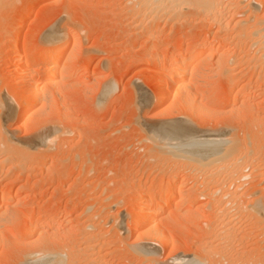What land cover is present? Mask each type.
<instances>
[{
    "label": "rangeland",
    "instance_id": "rangeland-1",
    "mask_svg": "<svg viewBox=\"0 0 264 264\" xmlns=\"http://www.w3.org/2000/svg\"><path fill=\"white\" fill-rule=\"evenodd\" d=\"M164 1L0 0V264H264V0ZM55 47L75 78H40L23 112L19 57ZM189 47L207 58L188 67L191 106L162 95ZM180 187L165 246L134 231L142 201Z\"/></svg>",
    "mask_w": 264,
    "mask_h": 264
},
{
    "label": "bare ground",
    "instance_id": "bare-ground-1",
    "mask_svg": "<svg viewBox=\"0 0 264 264\" xmlns=\"http://www.w3.org/2000/svg\"><path fill=\"white\" fill-rule=\"evenodd\" d=\"M150 1V0H149ZM153 2H152V4H153V6L156 4L157 5V3H156V1H159V2H163L164 0H155V2H154V0H152ZM182 0H166V1H164V2H167V4H168V2L169 3H172L173 4V6L175 5V4H178L179 2H181ZM137 2V1H136ZM220 2V1H219ZM253 2V1H252ZM151 3V2H150ZM218 3V2H217ZM145 4H146V2H145ZM159 4V3H158ZM161 4V3H160ZM162 4H164V3H162ZM161 4V5H162ZM171 4V5H172ZM220 4V3H219ZM140 5V4H139ZM179 5V4H178ZM167 6V5H166ZM177 6V5H176ZM143 8V7H142ZM163 8V7H162ZM181 8V7H180ZM222 8V7H221ZM256 8V7H255ZM139 9V8H138ZM249 9V8H248ZM146 10V9H145ZM202 10H203V8H202ZM221 10V9H220ZM212 11V10H211ZM253 11V10H252ZM257 11V10H256ZM168 12V11H167ZM144 13V12H143ZM254 13V12H253ZM252 13V14H253ZM208 15V14H207ZM251 15V14H250ZM249 15V16H250ZM252 16V15H251ZM250 16V17H251ZM256 16V15H255ZM255 18V17H254ZM249 21V20H248ZM258 23V22H257ZM216 24V23H215ZM220 24V23H219ZM261 26V25H260ZM263 27V28H262ZM262 27H259V29L260 30H257V32L256 33H254V35L255 34H259V31L261 32V35H258V37L260 36V38H262L263 40L262 41H264V26H262ZM262 28V29H261ZM256 29V28H255ZM50 30V29H49ZM51 32V31H50ZM49 32V33H50ZM251 35H253V33H251ZM52 36V35H51ZM256 36V35H255ZM254 37V36H253ZM53 39V38H52ZM50 40V39H49ZM255 40V39H254ZM259 40V39H258ZM73 42V41H72ZM259 42V41H258ZM8 43V42H7ZM69 43V42H68ZM264 43V42H263ZM205 44V43H204ZM8 45V44H7ZM67 46V45H66ZM218 46V45H217ZM14 47V46H13ZM74 48H76V47H74ZM197 48H198V46H197ZM222 48V47H221ZM261 48H264V46L263 47H261ZM220 49V48H219ZM149 50V49H148ZM195 51V49L193 48V47H189L187 50H186V52H188L187 54H185V55H177L176 57L177 58H180V61L177 63V64H174V65H168L167 66V71L168 72H166L167 74L165 75V77L163 78V79H165V81L167 82V90L166 91H164L163 92V97L164 98H166L167 99V97H168V93H167V91H170V90H172V95H171V98L170 99H172L173 100V102H175V100H177V99H179V98H182V99H186V100H184V101H186V102H188L189 104H190V106L191 105H193V102H195V101H193V98H191V96L189 95V93L191 92V84H189V82H187L188 81V79H187V70H188V67L189 66H191V65H194V64H196L197 62L198 63H200V62H205L206 60H207V58H205L204 57V55L203 56H201V55H198V56H196V54H195V56H193L192 55V52H194ZM218 51V50H217ZM227 51V50H226ZM231 51V50H230ZM74 52H75V50H74ZM264 52V51H263ZM262 52V54L264 55V53ZM12 53V52H11ZM21 53V52H20ZM24 53V52H23ZM72 53V52H71ZM189 53H191L190 55L191 56H193V57H191L190 55H188ZM220 53V52H219ZM166 54H167V52H166ZM184 54V53H183ZM186 55H188V56H186ZM211 55H213V53L211 54ZM262 55V56H263ZM174 57V56H173ZM264 57V56H263ZM74 58H76V57H73L71 54L69 55V54H67V47H58V48H44L40 53H38L37 55H33V56H30V57H25L24 58V56L22 57H19V60H18V65L20 66L19 68H18V70H17V73L16 74H14V76H16V79L18 80V84L20 85V91H18V93H20V96H17L18 98L20 97L21 99L19 100V104H18V106L17 107H20V110H29V109H32V108H34L35 106H36V104H38V102H39V100H40V97H39V93H38V85H40L39 84V81L41 80V79H43V78H45V79H52L53 78V75H54V73H56L55 71L57 70V72H58V69H62L61 67L59 68V63L60 62H58L59 60H61V59H67V61L68 62H72L73 60H74ZM17 59H18V57H17ZM163 59V58H162ZM169 59V58H168ZM176 59V58H175ZM161 60V59H160ZM167 60V59H166ZM177 60H179V59H177ZM208 60H209V57H208ZM10 62V61H9ZM16 62V61H15ZM67 62V63H68ZM152 62H154V61H152ZM30 63H32V64H34L35 65V63L37 64H40L41 65V67L43 68L42 69V72H40L39 74H38V71H37V74L34 72V71H32L33 69H29L30 67H28L27 68V64H30ZM163 63V62H162ZM170 63V62H169ZM76 64V63H75ZM154 64V63H153ZM203 64V63H202ZM40 65H39V67H40ZM61 65V64H60ZM11 66V65H10ZM15 66V65H14ZM63 66V65H62ZM58 68V69H57ZM197 71H199L200 72V70H196V69H194V70H192L191 72H189V76H190V80L193 78V77H195L196 76V74H197ZM60 73V74H59ZM58 73V77L57 78H54L53 79V81L54 82H51L49 85L50 86H52V87H54L55 85L57 86V84H62L61 82H67L66 80H69V79H72L73 80V78H75V75L76 74H74V73H72V72H70V70H68V69H62V71L61 72H59ZM55 76V75H54ZM56 76H57V73H56ZM85 76V75H84ZM188 76V77H189ZM77 77V76H76ZM41 78V79H40ZM201 78V77H200ZM88 79V77L87 76H85V77H83L80 81H82V82H84V81H86ZM193 79H195V78H193ZM65 80V81H64ZM78 80V79H77ZM203 80V79H202ZM206 80V79H205ZM156 81V80H155ZM164 81V82H165ZM207 81V80H206ZM211 81L212 80H210V83H211ZM47 82H49V81H47ZM71 82V81H70ZM192 82V81H191ZM200 82H203V81H201L200 80ZM208 82H209V80H208ZM213 82V81H212ZM160 83V82H159ZM194 83V82H193ZM207 83V82H206ZM44 84V83H43ZM155 84H156V82H155ZM181 84H182V89L183 90H181L180 88H178L179 86L178 85H180V87H181ZM203 84H204V82H203ZM195 85V84H194ZM237 85V84H236ZM46 87V86H45ZM158 87V86H157ZM59 88V87H58ZM159 89V88H158ZM237 89V86L236 87H234V89H232V91H234V90H236ZM181 91H183V92H181ZM181 92V93H180ZM145 93V92H144ZM185 93V94H184ZM236 93V92H235ZM1 94V93H0ZM58 94V93H57ZM239 94V93H238ZM59 95V94H58ZM203 95H206L205 93L203 94ZM236 95H237V93H236ZM63 96V95H62ZM239 96L240 95H237L234 99H233V102H237L238 100H239ZM27 97V98H26ZM29 97V98H28ZM159 97V96H158ZM56 98V97H55ZM50 97H48V96H45V97H43V99H41L42 100V103H43V105L45 104V105H47V103H49V101H50ZM63 99V98H62ZM166 99H164V100H166ZM147 100V99H146ZM1 101V100H0ZM57 101H59V98H58V96H57ZM62 101H60V103H61ZM54 103V102H53ZM1 104V103H0ZM149 104V103H148ZM3 106V105H2ZM59 106V105H58ZM61 107V106H60ZM1 109H3L2 107H0ZM22 108V109H21ZM8 109H9V107H8ZM5 111V110H4ZM11 111V110H10ZM14 112V111H13ZM24 112V111H23ZM64 112V111H63ZM10 113V112H9ZM9 113H7V109H6V114H9ZM67 113V112H66ZM13 115H14V113H12ZM11 114V115H12ZM12 115V116H13ZM23 115V114H22ZM3 116V115H2ZM7 116H9V115H7ZM18 116V115H17ZM24 116V115H23ZM6 117V116H5ZM63 117V116H62ZM61 117V118H62ZM138 117V116H137ZM4 118V117H3ZM9 118H10V116H9ZM14 118V117H13ZM10 120V119H9ZM20 120V119H19ZM138 120V119H137ZM11 121V120H10ZM1 122V121H0ZM3 122V121H2ZM19 122V121H18ZM1 125H3V124H1ZM0 125V126H1ZM149 125V124H148ZM174 125V124H173ZM3 127V126H2ZM178 129V128H177ZM176 129V130H177ZM4 130V129H3ZM44 130V129H43ZM174 133V132H173ZM177 133V132H176ZM176 133H174V134H176ZM7 134V133H6ZM158 134V133H157ZM179 134V133H178ZM173 135V134H172ZM162 136V135H161ZM185 136V135H184ZM190 136V135H189ZM187 137V136H186ZM168 138V137H167ZM173 138H174V136H173ZM161 139V138H160ZM179 139V138H178ZM193 139V138H192ZM199 139V138H198ZM201 139H202V137H201ZM221 139V138H220ZM223 139V138H222ZM43 140V139H42ZM156 140H158V139H156ZM162 140H164V139H162ZM161 140V141H162ZM166 140H168V139H166ZM188 141H189V139H187ZM186 139L185 140H183V142L185 141H187ZM191 140V139H190ZM169 141V140H168ZM178 141H180V140H178ZM192 141V140H191ZM191 141H190V143H191ZM220 141V140H219ZM43 142V141H42ZM164 142V141H163ZM175 142V141H174ZM174 142H172V143H174ZM197 142V141H196ZM15 143H17L16 141H15ZM164 143H166V142H164ZM182 143V142H181ZM192 143H194L193 141H192ZM199 143V142H198ZM210 143V142H209ZM153 144H154V142H153ZM226 144V143H225ZM163 145V144H162ZM184 145V144H183ZM183 145H181L180 144V142H179V144H177V142H176V144H169V146H171L170 148L172 149V147H176L177 149L179 148V147H181V146H183ZM190 145V144H189ZM192 145V144H191ZM196 145V144H195ZM198 145V144H197ZM199 145H200V143H199ZM203 145V144H202ZM201 145V146H202ZM214 145V144H213ZM16 146V145H15ZM185 147H187L186 145H184ZM220 146V145H219ZM222 146H223V144H222ZM157 147V146H156ZM163 147V146H162ZM175 148V149H176ZM197 148V147H196ZM179 149H182V147L181 148H179ZM163 150H165V149H163ZM170 150V149H169ZM174 150V149H173ZM187 150V149H186ZM190 150V152H191V149H189ZM202 150V149H201ZM207 150V149H206ZM211 150V149H210ZM214 150V149H213ZM217 150H219V149H217ZM217 150H215V152L217 151ZM171 151V150H170ZM181 151V150H180ZM197 151V154H196V157L197 156H201V158L202 159H204V158H208V155H207V153L205 154L203 151H200V152H198V150H196L195 149V152ZM220 151V150H219ZM166 152H167V150H166ZM177 152H179V151H177ZM187 152H188V150H187ZM186 152V153H187ZM195 152H194V154H195ZM207 152V151H206ZM214 152V153H215ZM221 152V151H220ZM200 153H203L204 155H206V157H203L204 155H202V154H200ZM211 153H213L212 152V150H211ZM217 153H218V151H217ZM169 154V153H168ZM175 154V153H174ZM190 154H193V153H190ZM199 154V155H198ZM220 154V153H219ZM179 155V154H178ZM177 155V156H178ZM185 155H187V154H185ZM184 155V156H185ZM215 155V154H214ZM220 156V155H219ZM218 156V157H219ZM10 157V156H9ZM217 157V156H216ZM215 157V158H216ZM217 157V158H218ZM5 159V158H4ZM18 159V158H17ZM190 159V158H189ZM202 159H201V161H202ZM209 159H210V156H209ZM214 159H212V161H213ZM205 161V160H204ZM208 161V160H207ZM206 161V162H207ZM19 162V161H18ZM214 162V161H213ZM5 163V162H4ZM199 163H201V162H199ZM21 164V163H20ZM210 164V163H209ZM14 165V164H13ZM1 166V165H0ZM4 166V165H3ZM182 188L183 187H180V188H174V189H172L171 191H170V193H169V197H167L164 201H160V200H158V199H154V201H142L141 203H140V206H139V208H137V210H136V212L138 213H136V214H134V215H136L135 216V218H134V220H133V226H134V228L136 229V230H134V228H133V230L134 231H137V233H138V231H139V229L140 230H143L142 232L143 233H141L142 235H143V237L144 236H146L148 239H150V241H154L155 243H157V244H160V245H162V246H165L166 245V243H167V236H165V234H163V232L164 231H162V229H161V225H160V223L158 222V217L160 216V214H162V212H163V210H165L166 208H168L169 206H171V204L173 203V201L175 200V198H176V195L179 193V192H181L182 191ZM260 196V195H259ZM11 198V193H9L8 194V192L5 194V195H3V197L2 198H0V205H3V204H5L9 199ZM134 198V197H133ZM143 199H145V198H143ZM138 200V199H137ZM142 200V199H141ZM153 200V199H152ZM163 200V199H162ZM177 201V200H176ZM176 201H174L175 203H177ZM178 201H180V202H178L177 203V205H175L178 209L179 208H181L180 206L181 205H187L188 203H189V201H188V197H182V198H180V200H178ZM258 201H260V200H258ZM140 202V201H139ZM259 203V202H258ZM174 206V207H175ZM256 208V207H255ZM41 214L39 213V215L38 216H40ZM258 215V214H257ZM236 216V215H235ZM259 216V215H258ZM257 216V217H258ZM2 217H3V215H1L0 216V222L1 221H3V220H1L2 219ZM264 217V216H263ZM40 220H41V218H38L37 220H35L34 222L32 221V222H30V223H28L27 224V227H26V230H27V234L30 236V233H34L35 231H37V230H39V228L41 227V222H40ZM131 220V219H130ZM229 221V220H228ZM116 222V221H115ZM9 226L8 227H11L10 225L11 224H8ZM264 225V224H263ZM262 225V226H263ZM122 227V226H121ZM130 227V226H129ZM225 228V227H224ZM233 228V227H232ZM263 228H264V226H263ZM234 229V228H233ZM229 230V229H228ZM229 232V231H228ZM136 233V232H135ZM140 234V233H139ZM122 237V236H121ZM147 238H146V240H147ZM169 241V240H168ZM153 242V243H154ZM139 243V242H138ZM95 246V245H94ZM168 247V246H167ZM142 251V250H141ZM152 251L150 250V253H151ZM39 253V252H38ZM136 253V252H135ZM147 253V252H146ZM148 255V254H147ZM32 257V256H31ZM33 257H64V255L63 254H57V255H46L44 252L43 253H41V254H39V255H34ZM186 258V257H185ZM146 259V258H145ZM184 258H182V260H183ZM186 260V259H185ZM187 261H190L189 259L187 260ZM160 262V261H159ZM180 262V261H179ZM178 262V263H179ZM185 262V261H184ZM155 264V263H154ZM179 264H181V263H179ZM186 264H197V261L195 262V263H193V261L192 262H187Z\"/></svg>",
    "mask_w": 264,
    "mask_h": 264
},
{
    "label": "snow or ice",
    "instance_id": "snow-or-ice-1",
    "mask_svg": "<svg viewBox=\"0 0 264 264\" xmlns=\"http://www.w3.org/2000/svg\"><path fill=\"white\" fill-rule=\"evenodd\" d=\"M262 215H264V212H262Z\"/></svg>",
    "mask_w": 264,
    "mask_h": 264
}]
</instances>
